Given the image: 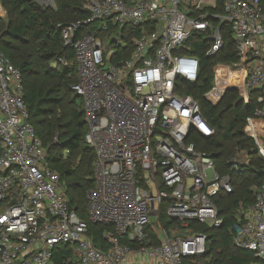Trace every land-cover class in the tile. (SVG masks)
Returning <instances> with one entry per match:
<instances>
[{
  "label": "built area",
  "instance_id": "built-area-1",
  "mask_svg": "<svg viewBox=\"0 0 264 264\" xmlns=\"http://www.w3.org/2000/svg\"><path fill=\"white\" fill-rule=\"evenodd\" d=\"M85 8L87 18L60 25L74 50L71 88L83 100L86 142L96 154L87 216L108 226L106 247L70 204L30 120L23 73L0 50V264H54L58 245L70 246L74 264H205L208 235L193 223L221 227L216 200L234 186L195 141L215 129L189 93L201 75L189 50L205 40L207 56L216 55L229 26L238 60L214 65L215 86L205 94L221 96L235 80L227 73L239 68L245 106L259 91L244 130L264 159V0H87ZM119 49L130 53L115 61ZM163 204L169 226L161 225ZM250 210L253 218L237 215L234 243L255 254L252 264H264V180Z\"/></svg>",
  "mask_w": 264,
  "mask_h": 264
},
{
  "label": "trees",
  "instance_id": "trees-1",
  "mask_svg": "<svg viewBox=\"0 0 264 264\" xmlns=\"http://www.w3.org/2000/svg\"><path fill=\"white\" fill-rule=\"evenodd\" d=\"M86 1L55 0L56 9H52L36 0H0L7 13L6 20L0 18V50L23 73L24 99L30 120L48 151L50 166L65 182L70 204L76 206L80 216L88 221L95 244L106 247L103 233L108 226L95 224L87 217L88 193L96 184V154L86 142L88 125L83 100L71 88L78 80L74 50L65 45L60 25L87 18ZM222 3L220 0V6ZM139 33L140 28L132 29L133 35ZM222 33L224 46L214 56H207L205 40L193 41L189 53L199 57L201 75L196 83L190 84L189 93L200 101L205 117L215 129V134L210 137L196 133L197 146L212 156L222 173L231 175L234 190L220 194L216 200L224 220L221 227L195 222L193 225L208 235L206 256L210 259L205 264H252L258 258L252 251L235 245L234 226L238 212L254 204L255 188L264 180V159L244 130L246 118L257 104L259 91L252 92L248 106L242 97L234 100L228 96L218 105L204 97L214 80L213 66L220 61L234 63L238 60L228 25H223ZM129 53L119 49L115 61ZM63 58L67 64L59 62ZM54 60L58 61L57 66L51 64ZM241 151L250 159V164H241L240 172L232 171L230 161L237 159ZM166 217L163 212L161 221L166 226L174 223ZM72 255L69 245H58L53 255L54 264H74Z\"/></svg>",
  "mask_w": 264,
  "mask_h": 264
},
{
  "label": "rangeland",
  "instance_id": "rangeland-1",
  "mask_svg": "<svg viewBox=\"0 0 264 264\" xmlns=\"http://www.w3.org/2000/svg\"><path fill=\"white\" fill-rule=\"evenodd\" d=\"M39 4L43 5V6H46V7H51L52 9H56V2H55V7H54V4H53V0H36ZM55 1V0H54ZM6 10L5 8L2 6L1 2H0V18H2L3 20H6ZM104 49L105 51H110V45L108 44V42L105 41V46H104ZM220 62H223V61H220ZM223 63H226V62H223ZM218 64V63H217ZM215 66H213V72H214V76H215ZM238 72H239V68H232L228 73H227V76H228V79L232 80L233 77H235V84L234 82H231V84L226 87L224 86V92L221 96H219L218 98H213V99H209L206 94H204V97L212 104H215V105H218L222 102L223 99L225 98H228V96H232L234 98V100H237V98H240L241 95H240V84L238 83ZM234 74V75H233ZM215 86V83H214V80H213V83H212V86L210 88L209 91L212 90V88ZM208 91V92H209ZM72 96H74V94H72ZM244 151H241V155H239L237 157V159H234V160H237L239 162V166L241 167V164H250V159H248L247 155L243 154ZM78 156V155H77ZM66 157V155H64V158ZM257 158H254V161H256ZM208 176L209 178H212L213 177V171L212 170H208ZM166 209H167V205L166 204H163L162 208H161V218H162V213L163 212H166ZM245 213H249V217L253 218L254 216V211L253 210H250L249 212H247V209H241V212H238V215H245ZM88 217V216H87ZM167 218V217H166ZM168 219V218H167ZM166 220V219H165ZM161 225L164 226V223L161 222ZM204 257H207L209 258L210 256H204Z\"/></svg>",
  "mask_w": 264,
  "mask_h": 264
},
{
  "label": "bare ground",
  "instance_id": "bare-ground-1",
  "mask_svg": "<svg viewBox=\"0 0 264 264\" xmlns=\"http://www.w3.org/2000/svg\"><path fill=\"white\" fill-rule=\"evenodd\" d=\"M235 81V80H232V82Z\"/></svg>",
  "mask_w": 264,
  "mask_h": 264
}]
</instances>
